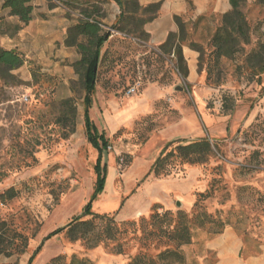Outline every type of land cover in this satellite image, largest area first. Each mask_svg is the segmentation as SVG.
I'll list each match as a JSON object with an SVG mask.
<instances>
[{"label": "rangeland", "instance_id": "obj_1", "mask_svg": "<svg viewBox=\"0 0 264 264\" xmlns=\"http://www.w3.org/2000/svg\"><path fill=\"white\" fill-rule=\"evenodd\" d=\"M246 2L250 44L218 64L210 40L221 19L183 21L181 48L197 54L193 79L182 78L174 52L140 37L135 17L117 32L114 2L81 4L100 10L109 36L88 114L109 140L101 160L85 137L83 88L71 66L79 54L60 41L46 48L50 36L65 33L61 21L72 25L79 14L64 13L57 0H34L33 26L44 28L38 48L28 40L18 45L13 23L1 18L0 34L13 45L0 48L12 49L23 65L0 72V264H208L206 243L228 229L243 241L245 255L264 246V74L250 81L244 65L245 55L264 44V5ZM197 139L220 142H211L203 161L175 155L166 173L151 172L164 150ZM85 211L83 220L94 228L85 239L64 231L44 240ZM183 226L192 238L180 245L170 236ZM168 251L183 261L163 256Z\"/></svg>", "mask_w": 264, "mask_h": 264}, {"label": "trees", "instance_id": "obj_2", "mask_svg": "<svg viewBox=\"0 0 264 264\" xmlns=\"http://www.w3.org/2000/svg\"><path fill=\"white\" fill-rule=\"evenodd\" d=\"M32 0H0L2 10H8V16L15 17L20 23L28 25L32 19L34 8L30 4ZM65 7L69 13H78L79 18L74 21L65 31V39L63 45L67 49L75 50L79 54V59L71 64L74 72L78 75L83 88L82 106L84 110L83 125L85 129V137L93 145L94 149L100 154L106 151L109 140L105 139L104 135H100L92 123L89 121V109L93 102V94L96 86V78L100 62L102 59V47L104 45L106 32L103 33V22L101 21L102 14L97 7L84 10L81 4L96 0H57ZM105 3L114 2L119 7L118 24L114 25L117 32H124L128 26L135 21V27L139 30L138 33L143 40L148 41V35L145 34L143 28L148 22L155 19L160 10V3L148 4L146 7L140 6L137 0H100ZM258 4L264 5V0H256ZM231 10L221 16V24L213 32L210 45L213 48L211 52L214 63H219L221 59L231 60L244 51L245 46H248L251 41V27L244 13L246 0H229ZM51 8V6H50ZM52 9V8H51ZM137 16V17H136ZM67 17H70L67 14ZM135 17V18H134ZM133 18L135 20H133ZM178 27L176 34H169L166 41L159 46L160 49L166 52H174L177 57L178 65L182 78L188 76L189 70L187 64L184 63L183 51L181 43L184 41L183 20L174 18ZM1 21V18H0ZM124 27H119L120 24ZM20 27H16L18 30ZM136 31V30H135ZM137 32V31H136ZM191 48L192 44L190 45ZM199 52V48L196 47ZM23 65V59L13 50H4L0 48V72L7 73L20 68ZM244 65L248 71L250 81L256 79L260 81L264 74V44L258 43L252 51L245 55ZM132 86V85H131ZM130 86V87H131ZM71 100H64L65 107L69 106ZM220 141H212L207 139H197L187 144L177 143V145L166 152L164 150L161 156L151 166V172L155 175L166 173L167 159L176 155L178 159L192 164L203 161L204 157L210 153V144ZM171 145V144H170ZM180 160V161H181ZM8 200L12 199L13 190L7 192ZM88 215V212L77 218H73L63 227L53 231L44 240L50 239L54 235L64 233L66 231L72 240L85 239L86 236L93 233L94 228L91 221H84L83 218ZM95 216V214L93 215ZM92 216V217H93ZM100 219H111L109 216H99ZM4 224L0 223V231ZM170 236V235H169ZM179 241L180 245L188 244L191 241L192 235L188 226H183L176 231L173 236H170ZM2 244V243H0ZM3 250L0 249V255ZM163 256H173L177 261L182 262L183 257L176 251H168ZM137 262V261H136ZM135 264V263H131Z\"/></svg>", "mask_w": 264, "mask_h": 264}, {"label": "crops", "instance_id": "obj_3", "mask_svg": "<svg viewBox=\"0 0 264 264\" xmlns=\"http://www.w3.org/2000/svg\"><path fill=\"white\" fill-rule=\"evenodd\" d=\"M33 1L34 0L30 3L32 7ZM137 2L143 7L152 3H160L161 5L157 17L148 22L143 28L145 34L148 35L149 43L156 47L161 46L170 33H177L178 27L174 18L178 17L183 21H194L206 17L221 19L223 14L231 10V3H229V0H137ZM62 9L64 13L68 11L65 7H62ZM52 11H54V9L49 12L52 13ZM0 12V18L4 16V21L8 20L13 23L15 29L16 27H20L17 30V37H19L18 45L24 46V40H28L32 43L34 48H38L37 41L44 28L38 26L35 28L33 26L32 22L35 20V8L33 10L32 19L29 21L28 25L20 23L15 17L8 16V10H2L0 7ZM61 22L67 23V28L70 26V22L66 19ZM64 34L65 33H63L61 36L62 38L59 40L53 39V37L50 36V42L46 44V48L51 52L53 50V44L56 41H60L63 45L65 39ZM8 40V35L0 34V44H7L11 47L13 44L9 43ZM62 49L71 51V49L65 47H62ZM182 51L189 70L187 77L193 79L197 67V54L190 50V48L184 46H182ZM60 54V56H63L62 58L67 56L66 52L61 50ZM62 58L59 57V63L63 61ZM205 249L208 254L213 256V261L208 264H264V246L259 247L253 254H243V241L239 239L236 233L231 229L210 239L206 243Z\"/></svg>", "mask_w": 264, "mask_h": 264}, {"label": "built area", "instance_id": "obj_4", "mask_svg": "<svg viewBox=\"0 0 264 264\" xmlns=\"http://www.w3.org/2000/svg\"><path fill=\"white\" fill-rule=\"evenodd\" d=\"M140 86H141V81H140V80L134 82V84H133L131 87H129V88L127 89L126 94H127L128 96H133V95H135V93L137 92V90L139 89ZM108 147H109V146H108Z\"/></svg>", "mask_w": 264, "mask_h": 264}, {"label": "water", "instance_id": "obj_5", "mask_svg": "<svg viewBox=\"0 0 264 264\" xmlns=\"http://www.w3.org/2000/svg\"><path fill=\"white\" fill-rule=\"evenodd\" d=\"M108 37H109V36H108V34H107L106 37H105V40H107ZM182 90H183V87H181V86L175 88V91H178V92H179V91H182ZM177 206H180L179 203H177Z\"/></svg>", "mask_w": 264, "mask_h": 264}]
</instances>
